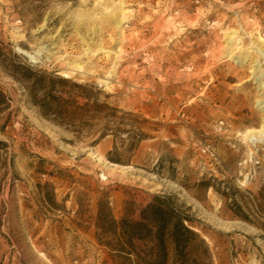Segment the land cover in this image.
Here are the masks:
<instances>
[{
    "label": "rangeland",
    "instance_id": "rangeland-1",
    "mask_svg": "<svg viewBox=\"0 0 264 264\" xmlns=\"http://www.w3.org/2000/svg\"><path fill=\"white\" fill-rule=\"evenodd\" d=\"M232 30L264 36V0H0V264H161L157 194L197 234L165 264H264V94L250 59L225 78ZM50 80L116 110L56 121Z\"/></svg>",
    "mask_w": 264,
    "mask_h": 264
},
{
    "label": "trees",
    "instance_id": "trees-1",
    "mask_svg": "<svg viewBox=\"0 0 264 264\" xmlns=\"http://www.w3.org/2000/svg\"><path fill=\"white\" fill-rule=\"evenodd\" d=\"M62 81L66 80L62 79ZM49 82L48 85H42V89L45 92L42 98L36 102L43 114L54 117L53 119L56 121L69 122L77 120L80 122L81 128L85 126L89 128L92 124L88 119L108 118L112 115L107 113V111L102 115L103 111L105 109L113 112L116 110V108L109 106L107 103L99 102L98 99H94L91 102L92 98L88 96L85 90L82 92V97L85 101L81 104H76L71 95L56 94L53 88L55 81L50 80ZM80 87L85 89L84 86ZM4 105L5 97L0 91V112L4 109ZM170 199L169 196L157 194L153 196L152 201L147 206V210L150 211L148 217L156 227V245L158 250L164 253L160 260L161 264L166 263L167 239L173 243L175 252L180 256L190 244V237L197 236L196 232L186 224V222L192 221L191 218L184 212L173 209L168 203ZM182 261L185 264V261Z\"/></svg>",
    "mask_w": 264,
    "mask_h": 264
},
{
    "label": "bare ground",
    "instance_id": "bare-ground-1",
    "mask_svg": "<svg viewBox=\"0 0 264 264\" xmlns=\"http://www.w3.org/2000/svg\"><path fill=\"white\" fill-rule=\"evenodd\" d=\"M123 22L122 18H119L116 20V24L118 26H120ZM255 41H251L250 45H247L243 38L241 33L238 32V30H232L229 32L228 36H227V48L225 49L224 52V57H226V59L228 60H232L234 61L236 64H239L238 68L232 67V73L228 74L225 76L226 79H233V78H237L238 80L241 79V77L244 76V70L240 69V67L242 68L243 65L245 64V60H249L250 59V64L252 71H251V75H252V79L256 80L259 84L258 87L260 89H262V93L264 94V81L262 82V80L260 79V75H257L260 67L258 66V61L257 59L253 58V54H254V49L251 48H255V51L264 56V36L261 35V33H258ZM257 41V42H256ZM21 52L25 53L26 55H29L31 57H33V53L29 52V51H25L22 50ZM35 54L39 53V50H35L34 51ZM255 62H257V64H255ZM64 76H69V74L64 71L62 73ZM255 103L258 107H260L261 109L264 110V97L262 99H257L255 100ZM236 111V110H234ZM234 113V112H233ZM231 113V114H233ZM228 124L230 125V129L235 127V124L232 120H229ZM252 134H245L244 138L248 137V136H253L256 135L255 132H250ZM258 134H260L261 136L264 135V119H263V125L261 128V131L258 132Z\"/></svg>",
    "mask_w": 264,
    "mask_h": 264
}]
</instances>
